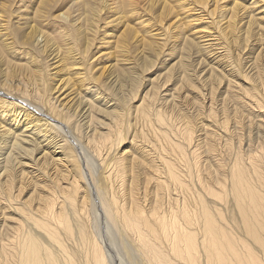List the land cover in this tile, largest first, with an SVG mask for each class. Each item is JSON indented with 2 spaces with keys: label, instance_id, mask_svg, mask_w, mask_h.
<instances>
[{
  "label": "rangeland",
  "instance_id": "rangeland-1",
  "mask_svg": "<svg viewBox=\"0 0 264 264\" xmlns=\"http://www.w3.org/2000/svg\"><path fill=\"white\" fill-rule=\"evenodd\" d=\"M252 1L0 0V82L7 77L17 85L13 87L23 84L38 87L48 97L57 95L67 107L76 106L73 101L79 96H92L96 119L91 132L105 130L101 126L107 124L112 126L107 146L98 145V149L106 163L110 162L115 168L111 170L112 176L107 182L102 179L100 168L94 171V175L99 188L110 190L108 193L113 194L120 208L123 204L129 209L133 205L128 208V204H133L135 199L146 209L152 205L157 190V173L152 168L151 158L142 153L151 145L159 147L166 144L161 136L168 125H159L157 116L152 114V123H157L155 128L150 127L149 119L148 126H141L139 116L151 107L152 100H161L164 96L171 99V94L179 105L168 101L169 104H165L160 112L169 123H175L179 131L188 121L193 126L192 141L196 147L201 181L212 183L211 176L215 170L211 172V169L217 164L223 165L221 173L226 174L234 162V152L241 150L245 171L253 176L250 177L251 184L264 189V3L253 5ZM198 13L200 18L196 16ZM231 13H234L233 18L229 17ZM251 14L255 15L251 18ZM209 43H219L220 47L226 48V52L219 58L213 57L210 55L212 44L210 46ZM200 44H203L204 54L197 49ZM212 67L214 71L208 76V69L212 70ZM183 70L188 76L181 74ZM180 75L188 79H181ZM60 85L63 88L58 90ZM209 85L213 86L212 109L215 110L216 121L206 105L207 98L204 101L201 96L207 92ZM87 87L89 90H85ZM5 92L0 88V96L3 97ZM242 94L248 95L246 101L252 96L257 97L261 106L250 108L248 102L245 108L236 109L228 100L225 108L229 106L225 111L219 109L224 95ZM138 104L140 106L136 107ZM40 115L52 123L61 124L56 119L53 121L46 112ZM8 116L7 111L0 116V126L4 125L7 129L11 123V119L7 120ZM225 116L228 129L227 133H222V127L216 122H222ZM61 127L65 129L67 141L73 144L78 166L86 177L92 203L99 216L98 234L103 249L111 258V264H131L122 249L123 236L113 226L106 233L96 191L87 174L88 169H85V160L92 163L94 154L87 144H84L87 153L83 154L73 140L74 127L70 134L63 124ZM12 130L14 134L19 132L14 128ZM86 130L90 129L86 127ZM9 136L10 132L4 136L7 142L3 156L10 149ZM60 138L55 133L54 139ZM177 138L186 147L181 134ZM22 145L29 146L28 143ZM36 148L32 153H21L14 160L12 158L10 173L13 179L10 184H0V264H20V252L28 235L39 238L41 245L56 256L57 264H68L59 243L48 237L43 223L55 230L65 248L66 257H72L75 264H83L80 250L86 245L79 240L76 223L71 221L74 233L67 237L54 217L63 204L60 187L67 184L66 177L78 179L81 195L86 192L85 183L71 158L54 161L47 155L42 171H38L37 165L40 164L35 158L42 153V147ZM65 151L68 152V149ZM250 153L257 155L252 160L259 159L256 170L247 163ZM56 156L62 157L63 154ZM66 164L68 168L64 170ZM32 165L37 168L33 169ZM2 170L0 168V173ZM1 175L0 181H3ZM224 176L220 175L221 178ZM51 193L57 196L55 214L45 207ZM228 204L222 207L225 209L223 226L232 235L243 237ZM61 211L65 214L63 208ZM93 219L89 215L88 225L82 229L84 236L90 240L95 239Z\"/></svg>",
  "mask_w": 264,
  "mask_h": 264
},
{
  "label": "bare ground",
  "instance_id": "bare-ground-1",
  "mask_svg": "<svg viewBox=\"0 0 264 264\" xmlns=\"http://www.w3.org/2000/svg\"><path fill=\"white\" fill-rule=\"evenodd\" d=\"M260 2L262 4L264 0L252 1L253 5H260ZM250 7H252V5ZM262 8L264 10V7ZM233 15L234 13H231L229 17L233 18ZM253 15L251 14L250 17L252 18ZM196 16L197 18L201 17L200 13L196 14ZM213 40L217 39L213 38ZM211 44L209 43L212 49L210 55L213 57L219 58V56L221 57L224 52H226V48L220 47L219 43ZM199 47L200 48L197 49L203 53V44H200ZM219 48H222V51H218ZM208 71L209 76L212 74V71H214L213 67L212 70L208 69ZM181 74L183 76L185 75L184 77L188 76L185 74V70H183ZM183 76L180 78L185 80L188 79ZM5 79V81L2 80L0 82V88L6 91V94L3 93V97L0 96V116L2 117L3 113L7 111L9 115L7 120L11 119V123L8 129L4 125L0 126V168H3L0 175L2 174L1 177L4 179L0 181V184H8L10 180L13 179L10 173V168L12 167L10 160L12 158L14 160V158L21 153L24 155L26 152L32 153L34 149H37V146L42 147L41 149L39 148L42 150V153L35 158V161H38L37 163L40 164L37 165L38 171H42L41 166L47 158V155L54 161L62 158L65 161H67L66 159L68 158L73 159L79 172L78 175L81 176L85 183L86 192L84 195H81L78 179L73 177L71 180V177L68 178L67 176L65 179L67 184L60 187L64 206L63 204L59 206L60 210L57 212V216L54 217V219L62 225L67 237H71L74 233L71 221L76 223V232L79 240L86 245L80 250L83 255V264H111V258L103 249L98 234V212L94 209L91 193L86 183V177H84L82 170L78 166V160H76L77 154L74 146L67 141L68 138L66 134H64L65 129L63 130L61 127L62 124L69 129V134L71 132L70 130H72L71 128H75L76 132H74L75 135L73 140L80 146L83 154L87 153L84 144H87L94 154L92 163L90 160L84 159L85 169L86 171L88 169L87 174L89 178H91L94 190L96 191L98 205L102 210L103 221H105L106 224V233L108 234L110 228L113 226L121 237L123 236L122 249L128 255L131 264H264V189L262 186L258 188L251 184L250 177L252 178L253 176L248 175L245 171L244 158L241 150L240 152H234V162L228 168L226 174L221 173V166L223 165L216 163L217 165L211 169V172L215 170V174L212 172L211 176L212 183L206 184L204 181H201V174L199 175L198 172V160L195 154L196 147L194 146L195 143L193 144L192 141L191 129L193 126H191L190 121H188L184 125V129L181 130L180 128L179 131V129L177 130L176 124L169 123L168 119H165L160 112L165 104H178L174 101V94H171V99L164 96L161 100H152L150 103L151 107L139 116V119L142 120L141 126H148L147 120L149 119L150 127L155 128L154 124L157 123H152L150 118V116L154 114V116H157L159 125L164 123L165 126L168 125L170 129L165 127L166 129L162 131L161 137L164 138L166 142L164 146L156 147L151 145L148 150L142 153L144 156L147 155L151 158L152 168H154L157 173V190L151 202L152 205L146 209L138 199H135L134 202L132 201L133 204H128V208L129 205L133 206L127 209L123 204H121L122 208H120L113 194L108 193L110 190L102 191L99 188L96 175H94L96 174L94 171L97 172L100 168L103 174L102 179L107 182L106 180L109 181L111 179V170L114 168V165L110 164V162L106 163L103 153L98 149V145L107 146V140L113 130L112 126L107 124V126H101V128L105 130L91 132V130H94L91 128H94L93 121L96 119V107L94 108L92 104L93 98H90L92 96H85V98L84 96H79L73 101L76 103V106L67 107L66 102L58 99L57 95L48 97L40 88L26 84L20 87H13V85H17L12 84L10 78L6 77ZM62 88L63 86L60 85L57 89L61 90ZM87 89L88 87L85 90ZM174 89L176 90V88ZM212 90L213 86L209 85L207 92L202 93L201 96L204 101H206L207 98L208 104L206 105L208 110H211V117L216 121L215 115L213 114L215 110L212 109V103L214 102ZM8 96L10 97L8 98ZM67 96L68 95L65 97ZM224 96V100L219 102V109L222 111H225L224 109L229 106L227 105L225 108L226 103L228 104L229 102H231L230 104L234 105L233 107H236V109H241V107L242 109L245 108L248 102H250V106L248 105L250 108L252 106L255 108V105H258V107L261 106L257 97L254 98L252 96L249 98L250 101L248 99L246 101L245 98L248 96L246 94H242V96ZM65 97H62V99ZM252 98L256 101H253ZM240 99H243V101ZM168 101L170 102L167 103ZM79 105L80 109L78 110L77 107ZM138 106H140V104L136 105V107ZM236 109L235 112H237ZM44 112L50 114L53 121L56 119L61 124L58 122L52 123L41 116L40 114ZM84 119L86 120L82 122ZM227 121V116H225L222 122H216L222 127V133H227ZM216 123L214 125H216ZM86 127L90 130L87 131ZM12 128L19 130V132L14 134ZM81 129L84 131L86 130L85 133L82 132ZM116 129L118 128H115V130ZM9 132L11 135V137L9 136L11 142H9L8 147L10 146V149L8 153L3 156L5 151H3V149L6 147L5 142H7L4 136L9 134ZM55 133L59 134L61 138L54 139ZM179 134H181V138L183 137V139H185L186 147L180 144L181 142H178L179 139L177 137ZM27 136H29V138ZM144 138L142 140H144ZM225 139L227 138L225 137ZM25 143H28L30 147L22 145ZM238 143L240 144V140ZM66 148L68 152L65 151ZM105 151H107V149H105ZM58 154H63V156H56ZM256 156L250 153L247 157L249 162L252 161L251 163L247 162L249 167H253L254 170L259 166L258 158L256 161L252 160L255 159ZM35 161L33 160L34 163H36ZM93 165L98 167H93ZM31 167L35 169L36 166L34 167V165H32ZM67 168L68 165L66 164L64 170H67ZM20 172L23 171L20 170ZM115 173L117 172L115 171ZM220 175L225 176L221 178ZM257 176H259V173ZM262 184L261 182V185ZM198 186L202 191H200L201 189L199 190ZM72 191L73 193H71ZM1 196H3L2 192ZM208 199L213 204L210 203ZM56 201L57 196L51 193L45 203L46 209H49L51 213L54 214ZM227 202H229L230 204L228 205L232 207L233 217H235L236 224L241 228L243 237L232 235V233L227 231L223 226L224 219L222 218V214L223 211L225 212V209L223 210L222 207L226 205ZM62 208L65 214L62 213ZM121 212L122 214L118 215ZM89 215L93 217V221H95V239L93 240L85 237L82 230L83 227L88 225ZM79 222L81 223V227ZM42 225L48 237L59 243L61 251L64 253V260L68 262V264H75L72 257H66L65 248L60 242V238L57 237L55 230L45 223ZM125 235L129 236L130 239ZM112 243L115 242L113 241ZM20 254V264H57L56 256L51 253L47 247L41 245L39 238L31 235L27 236ZM117 255L119 254L117 253Z\"/></svg>",
  "mask_w": 264,
  "mask_h": 264
}]
</instances>
